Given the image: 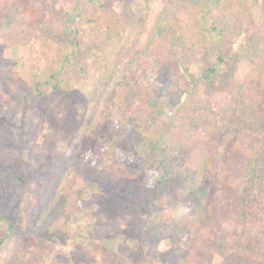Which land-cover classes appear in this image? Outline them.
Here are the masks:
<instances>
[{
	"label": "trees",
	"instance_id": "1",
	"mask_svg": "<svg viewBox=\"0 0 264 264\" xmlns=\"http://www.w3.org/2000/svg\"><path fill=\"white\" fill-rule=\"evenodd\" d=\"M163 1L171 12L154 48L156 73L151 66L140 64V40L135 39L115 53L121 79L93 82L97 92L94 103H80L78 86L88 74L83 60L69 58L63 60L59 74L46 69L43 78L25 84L22 92H17L14 83L8 97L4 96L24 108H46L48 122L54 121L58 112L69 114L74 105L83 106V121L71 129H56L55 121L51 125L48 138L56 144L59 158L56 174L61 179L72 169V175L54 207L55 192L35 209L37 216L21 237L36 238L56 223L67 226L84 194L96 183H103L108 192L101 194L94 240L83 249L84 264H92L97 257L103 264H154L146 261L140 249L121 244L111 252L103 243L125 225L129 230L143 227L156 208L164 212L166 206L170 214L162 213L145 225L147 238L167 243L166 262L264 264V0H223V10L210 27L222 51L217 57L220 66L203 48L208 35L179 16L189 11V4ZM213 1L202 0L199 9L206 10ZM255 1L257 5L260 2L258 12L253 9ZM131 10L129 4L122 12L100 4L98 11L113 18L101 27L108 34L118 33L125 28ZM174 36L178 45L172 44ZM28 41L17 35V29L0 33V48L13 50ZM222 66L223 89L218 91L215 77ZM13 76L17 79V73ZM3 91L1 85L0 93ZM188 100L191 103L186 111L182 105ZM145 102L151 103L148 110H142ZM112 113L130 128L123 142L131 150L147 143L151 156H138L111 176V171L102 167L103 161L93 165L75 159L85 139L101 145ZM83 122L88 125L85 129ZM93 124L95 129H90ZM20 134H26L23 125ZM149 161L154 163L144 180L132 182L139 179L137 170ZM7 172L14 183L26 184L24 171L10 167ZM215 182L220 197L211 205ZM124 183L128 186L122 187ZM106 199H111L112 208H106ZM177 204L184 208L183 214H174ZM231 222L237 223L236 231L228 228ZM16 250L14 245L7 246L0 256L15 261Z\"/></svg>",
	"mask_w": 264,
	"mask_h": 264
},
{
	"label": "rangeland",
	"instance_id": "2",
	"mask_svg": "<svg viewBox=\"0 0 264 264\" xmlns=\"http://www.w3.org/2000/svg\"><path fill=\"white\" fill-rule=\"evenodd\" d=\"M174 1L177 4H189V11L181 12L179 16L208 35L203 48L212 54V62L219 65L217 57L222 51L215 36H211L210 27L217 22L225 2L214 0L202 11L199 9L202 0ZM103 3L117 12H122L128 4L131 5V14L124 22L125 28L114 35L108 34L101 27L113 20L111 16L105 17L98 11L99 5ZM256 3L258 2L255 1L254 12H258L260 5V2L259 5ZM14 4H17V8ZM170 12L171 9L163 0H0V33H15L17 29V35L29 39L27 45L17 46L13 50L0 48L3 59L0 62V91L1 85H4V91L0 93V254L7 246L14 245L17 248L15 261L0 256V264H84L83 249L94 240L101 194L108 192L103 183H96L84 194L80 208L67 226L61 227L60 223H56L45 234L36 238L21 237L27 231L30 220L37 216L35 209L43 200L55 192L51 207L58 203L72 175V169L61 179L56 174L59 158L56 144L50 143L48 138L51 137V125L55 121L56 129L64 130L66 126L71 129L75 123L83 121V106L74 105L69 114L58 112L54 121L48 122L45 119L46 108L28 109L11 98H5L8 97L10 88L15 83L17 92H22L25 84L43 78L46 69L59 74L64 59L83 60L88 79L78 86L79 101L94 103L97 92L92 88L93 82L112 77L115 83L121 79L122 71L115 65V53L121 46L132 44L135 39L140 40V64L151 66L156 73L158 68L154 64V48ZM86 19L95 22L88 23ZM178 43L179 39L174 36L172 44ZM229 48L228 45L225 49ZM224 67L215 77L218 91L223 89ZM13 73H17V79ZM190 103V100L183 103L184 110H189ZM150 106L151 103L145 102L142 110H148ZM111 118L105 131L106 138L101 141V145L90 144L85 139L75 161L83 159L93 165L103 161L102 167L105 172L111 171L112 176L113 172H121L129 165V161L138 156L150 158L151 148L147 143H142L131 150L128 143L123 142L127 140L130 128L116 113H112ZM22 125L26 131L23 136L20 134ZM86 127L88 125L83 122V129ZM95 127L93 124L90 129ZM153 163L149 161L148 164H143L137 170L139 179L132 182L144 180L147 169ZM10 167L25 172L26 184L14 183L7 172ZM127 186L125 183L122 185ZM219 197L220 187L215 182L211 205ZM105 204L106 208H112L111 199H106ZM173 211L174 214H183L184 208L177 204ZM162 213L170 214V207L166 206L164 212L156 208L143 227L129 230L125 225L116 234L108 235L103 243L104 248L115 252L121 244H126L142 250L146 261L170 264L164 260L168 252L167 243L147 238L145 234L146 223L151 219H158ZM109 217L111 222L115 221V218ZM228 228L233 232L238 229V225L231 222ZM92 264L103 263L97 257L92 259Z\"/></svg>",
	"mask_w": 264,
	"mask_h": 264
}]
</instances>
